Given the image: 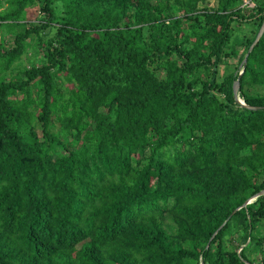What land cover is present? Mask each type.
<instances>
[{
	"label": "trees",
	"instance_id": "16d2710c",
	"mask_svg": "<svg viewBox=\"0 0 264 264\" xmlns=\"http://www.w3.org/2000/svg\"><path fill=\"white\" fill-rule=\"evenodd\" d=\"M250 2L4 0L0 27L24 29L0 41V264H264V32L243 64L264 0ZM49 28L43 63L7 79Z\"/></svg>",
	"mask_w": 264,
	"mask_h": 264
},
{
	"label": "rangeland",
	"instance_id": "374dc122",
	"mask_svg": "<svg viewBox=\"0 0 264 264\" xmlns=\"http://www.w3.org/2000/svg\"><path fill=\"white\" fill-rule=\"evenodd\" d=\"M245 1H247L248 4L253 3V2H250V0H243V3ZM5 8H6V5L4 3V0H2L0 12L5 10ZM39 9H40L39 4L34 3L33 5L29 6L27 11H26V17H27L28 22L34 26L39 25V23L43 20V17L41 15V12ZM233 26H234V31L236 33H239L241 36L244 35V37H246V36L251 35V29L247 25L235 23ZM23 29L24 28L21 26L13 27L12 29H10L7 26L0 27V41L4 45L5 49H9L13 45L12 40L14 39L15 34L23 31ZM54 34H55V29L49 28V29H46V30L40 32L39 36L34 35L35 38H33V40L30 42V45L26 49L25 53L20 57V59H18L14 63H12L9 70H7L4 73L5 77H7V79L10 78L11 76H13V77L18 76L19 77L23 70H26V69L30 68L31 66L41 65L43 63L41 56H42V53L44 50L39 49L37 39L40 38L42 41L47 40V39L53 37ZM239 39L241 41L243 39V41H244V38H242V37H239ZM236 50H237L236 55H233L231 58L221 61L220 66H219V70H218L219 80H221L224 76H226L228 73H230L231 71L234 70L235 66L237 65L239 56L244 51V45L240 44ZM239 71L240 70L237 69V72H239ZM60 81H62V79H60ZM63 84L65 85V81ZM62 90H63V88H62ZM248 90L250 93H254V92L262 93V90L258 87H252ZM261 234L263 235V231ZM233 240H234V242L232 243V245L237 246L236 240L234 238H233ZM238 247H239V244H238ZM238 252H239V250H238ZM253 257L256 259L257 254L254 253Z\"/></svg>",
	"mask_w": 264,
	"mask_h": 264
},
{
	"label": "water",
	"instance_id": "95a60500",
	"mask_svg": "<svg viewBox=\"0 0 264 264\" xmlns=\"http://www.w3.org/2000/svg\"><path fill=\"white\" fill-rule=\"evenodd\" d=\"M263 32H264V23H263L262 27L260 28V30H259V32H258V34H257V36H256L255 41H254V42L252 43V45L250 46V48H249V50H248V53L246 54V56H245V58H244V60H243V64H244V65H245V62H246V57H247V55L252 51L253 47L257 44V42H258L259 38L262 36ZM237 81H238V80H237ZM238 89H239L238 82H236V83L233 85V96H234V99H235V101H236L237 103H239L241 106L246 107V105L243 103V101H241V100L238 99V98H239V96H238ZM256 109H257V108H256ZM263 194H264V191L259 192L256 196H260V195H263ZM256 196H255V197H256ZM253 199H254V197L251 198V199H249V200H247V201L243 204L242 207H245V206H247L248 204H250V203L253 201Z\"/></svg>",
	"mask_w": 264,
	"mask_h": 264
},
{
	"label": "built area",
	"instance_id": "2783aa9c",
	"mask_svg": "<svg viewBox=\"0 0 264 264\" xmlns=\"http://www.w3.org/2000/svg\"><path fill=\"white\" fill-rule=\"evenodd\" d=\"M244 4H245V5H247V7H248V8H249V7H250V8H252V7L254 6V4H253V3H252V4H250V3L248 4V2H247V1H245V2H244Z\"/></svg>",
	"mask_w": 264,
	"mask_h": 264
},
{
	"label": "clouds",
	"instance_id": "9594fccd",
	"mask_svg": "<svg viewBox=\"0 0 264 264\" xmlns=\"http://www.w3.org/2000/svg\"><path fill=\"white\" fill-rule=\"evenodd\" d=\"M239 100H241L240 98H238ZM242 101V100H241Z\"/></svg>",
	"mask_w": 264,
	"mask_h": 264
}]
</instances>
